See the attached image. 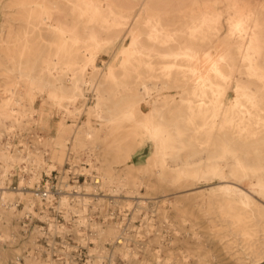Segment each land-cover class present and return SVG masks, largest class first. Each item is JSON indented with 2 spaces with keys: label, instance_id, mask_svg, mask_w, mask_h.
Listing matches in <instances>:
<instances>
[{
  "label": "bare ground",
  "instance_id": "obj_1",
  "mask_svg": "<svg viewBox=\"0 0 264 264\" xmlns=\"http://www.w3.org/2000/svg\"><path fill=\"white\" fill-rule=\"evenodd\" d=\"M119 44V56L108 64L88 54ZM0 65V136L33 124L35 94L53 89L68 96L63 107L75 118L61 124L73 125L70 138L61 131L48 142L59 160L68 140L121 162L130 158L131 141H151L149 172L133 173L130 163L114 172L106 163L100 174L99 186L110 187L111 194L97 198L128 206L142 220L133 237L114 222L100 231L102 243L112 241L125 264H150L142 249L158 264H188L184 252L169 248L162 255L163 241L200 249L203 236L216 241L230 234L244 242L238 264L264 260V0H0ZM89 93L94 103L78 107L75 100ZM87 107L103 125L132 121L136 128L98 138L90 121L80 119ZM10 149L0 148L4 176L17 161L41 165L37 149L26 155ZM39 176L28 184L23 176L18 188L0 185V201L15 204L0 206V225L7 229L0 234V264H56L34 255L23 263L20 249L12 248L18 238L15 208ZM96 187L85 185L74 212L89 208ZM142 187L172 192L161 194L163 203H150ZM189 198L196 200L186 203ZM203 217L207 229L200 234L195 226ZM2 251L13 258L2 259ZM205 252L200 264L211 261Z\"/></svg>",
  "mask_w": 264,
  "mask_h": 264
},
{
  "label": "rangeland",
  "instance_id": "obj_2",
  "mask_svg": "<svg viewBox=\"0 0 264 264\" xmlns=\"http://www.w3.org/2000/svg\"><path fill=\"white\" fill-rule=\"evenodd\" d=\"M120 49L121 44L115 48L109 49L107 47L94 52L88 50V54L89 56L92 54L91 58H94L96 63L108 64L119 56ZM4 66L5 65H0V78L3 77L2 68ZM14 80L19 83L18 85L20 87L26 84L25 81L19 79ZM231 95H234L233 92ZM87 96L89 97L88 99L86 97L76 99L75 104L80 108L84 107L86 104L92 105L95 100L94 95L89 93ZM66 101H68V96L66 94H57L53 89L48 90V93L46 91L43 93L37 92L32 101V107L35 108L32 114L35 119L34 123L20 127L17 126L10 132L5 130L0 136V148L8 145L11 146L10 150L12 153L25 155L29 150L37 149L42 155V161H40L41 165L39 166L32 167V165L35 164L33 161H17L9 175L4 176L0 173V185L4 184L11 188L20 187V180L23 176L26 177L27 183L36 173L40 175V178H34L29 185L32 193L19 200L15 208L13 223L18 226V231L16 233L18 238L14 245H12V248L16 249V251L17 248L20 249L18 252L21 254L20 261L23 263H25V256L28 255H34L38 261L43 263L48 262L50 259L53 260L45 252V250H48L45 247H49L50 244H53L50 242L51 240L48 239L51 234L50 231L53 230V226L49 223L51 216H54L52 214L53 211L46 212L49 214L46 216V209L44 210L40 207V203L33 192L40 181H45L49 176L55 177L57 175L61 181H71L70 183L73 184L69 187L71 190L74 186H77V189L80 190V195H69L70 201H73L74 204H79V206L81 205L83 195L87 192L85 185L88 183L97 185V191L91 194V200L89 201L90 205L86 211L81 213V211L74 212L73 209H71L67 211V217L65 213L63 214L65 219L76 221L66 226V231L70 234L67 238L69 242L73 244V246H68V249L76 252L78 248L77 245H85L87 248L84 251L86 256L78 258L74 264H125V260L117 253L112 241L102 243L100 231L106 224L114 222L123 224L126 231H129V234L133 237L136 232V226L141 225L142 220L140 218H133V211L128 206L122 209L121 206H117L109 200L100 201V199L97 198L100 194H111L110 187H100V183L96 184L95 179H101L100 174L104 173L102 165L106 163L113 167L114 172H118L120 167L126 166L128 163L135 166L133 173H138L142 169H146V172H149V162L147 158L151 153L152 143L148 139L143 142L131 141L129 143L130 145L127 146L130 158L121 162L120 159L114 155L102 157L101 153L97 155L94 153L92 154L88 145L74 146L73 143L68 140L64 159L59 160L53 155L52 146L48 142L61 131L64 133L65 137L70 138L72 136L73 125H61L63 121H65L66 124H70L75 120L73 116L66 115L65 113L63 104ZM79 116L83 121H90L91 125L87 126L96 128L97 137L101 139H104L106 133L111 130H115V135H120L126 132H133L136 128L135 123L132 121L123 124L116 122L103 125V123H105L104 119L96 116L88 107L85 108ZM87 126L82 125L81 128L86 129ZM4 164V161L0 159V169H2ZM25 166H28L27 170L24 169ZM49 169H52L50 173L48 171ZM67 169L72 170V174H70V171ZM78 179L79 182H77ZM78 185L80 186L78 187ZM152 191L153 190L147 189L146 187L141 188V194L148 197L150 203H163L164 198L161 194L168 196L169 193L172 192V190L169 189L160 193H153ZM195 200V198H189L186 199L185 202L190 204ZM9 204L15 206V204L12 203L3 204L2 202L0 206H7ZM151 208L152 206L150 205L149 212ZM176 215V212H172V218L178 221L179 218H177ZM154 218L159 221L158 216ZM197 223L198 224L195 226L196 229L200 231V234H203L207 229V218L203 217L197 219ZM219 223H221V221H219ZM41 226L42 230H40ZM186 226L191 227V222L188 221ZM6 230L4 224L0 225V234L6 232ZM165 233L166 235L171 234V232H168V229H166ZM192 236H194L193 232H191L190 237ZM184 237L189 238L187 235H184ZM75 242L76 244H74ZM193 242L195 241L191 240L192 245L194 244ZM0 243H2L1 240ZM128 243L130 246H134L133 241H129ZM163 243L166 247L160 252L162 255H168L169 248H172L175 252L180 251V254L184 252V254L188 255V264H200V255L206 253L205 250H209L212 255L209 264H238L239 257H244L246 254L243 240L236 238V236L232 234L222 240L216 241L214 238L205 235L202 237V248L200 249H195L193 246L188 247L183 241L168 244L167 241L164 240ZM5 256L12 259L14 255L7 251H2V259H5ZM143 257H147L149 259L148 263L150 264H158L155 258L142 249L141 258L143 259ZM8 263L10 264V262ZM1 264H6V262ZM56 264L65 263L57 260ZM259 264H264V260Z\"/></svg>",
  "mask_w": 264,
  "mask_h": 264
},
{
  "label": "built area",
  "instance_id": "obj_3",
  "mask_svg": "<svg viewBox=\"0 0 264 264\" xmlns=\"http://www.w3.org/2000/svg\"><path fill=\"white\" fill-rule=\"evenodd\" d=\"M68 171H70V174L73 172L72 170ZM70 182H67L66 180L61 181L57 175L55 177L49 176L45 181H40L33 192L40 203V207L44 210L46 209L45 213L53 211L52 214L54 215L51 216L49 222L53 226V230L50 231L51 234L48 237L53 244H50L49 247H45L48 249L45 250V252L55 262L58 260L65 264H74L78 258L86 256L84 251L87 249L85 245H77L78 248L76 252L68 249V246H73V244L69 242V239L67 238L70 234L66 231V226L70 223H75L76 221L65 219L63 214L65 213L67 217V211L71 210L72 205L74 204L73 201H70L69 195L73 194L77 196L78 194H81L79 192L80 190L77 189V186H74L72 190L69 188L70 185H73ZM77 182H79V179ZM95 183H100V179H95ZM79 186L80 185H78V187ZM48 215L49 214L46 213V216ZM40 230H42V226ZM74 244H76V242Z\"/></svg>",
  "mask_w": 264,
  "mask_h": 264
}]
</instances>
